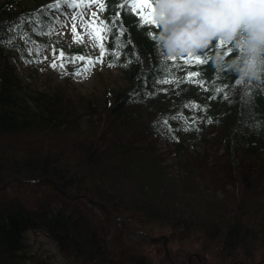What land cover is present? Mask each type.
<instances>
[{
	"label": "trees",
	"instance_id": "16d2710c",
	"mask_svg": "<svg viewBox=\"0 0 264 264\" xmlns=\"http://www.w3.org/2000/svg\"><path fill=\"white\" fill-rule=\"evenodd\" d=\"M59 1L63 0H0V264H57L56 254L43 251L42 257L38 249L31 248L27 232L17 226L16 220L27 213L43 222L36 229L65 264L149 263L139 250L123 243V236L129 234L122 225L111 233L118 227L103 208L86 200L90 208L67 200L55 186L70 196L85 195L105 205L130 229L166 231L169 239L179 243H212L222 260L246 262L264 253V208L252 210L246 204V197L251 196L264 207V92L246 96L239 84L225 88L223 99L211 93L217 96L212 101L199 78L185 83L175 80L189 70H201L211 81L209 87H224L246 73L252 61L256 75L264 81L260 70L264 52L260 44L253 48L250 33L236 40L243 43L244 51L226 54V49L232 51L228 43L235 40L245 17L236 28L222 33L225 46L210 44L204 50L209 63L189 69L182 60L165 61V56L183 57L196 51L193 41L199 37L190 30L180 33L189 22H184V28L167 23V31L150 25L142 28L129 6L131 0H104L109 11L102 17L120 12L125 37L117 35L116 40L127 44L121 48L124 60L134 62L123 67L124 61L112 58L121 82L104 87L99 102L96 94L84 97L71 92L67 82L41 85L14 56L22 50L20 28L39 20L48 23V5ZM153 2L159 11L161 2L168 0ZM149 31L157 36L155 49ZM169 47L184 50L170 54ZM162 70L173 73L168 77L173 83L153 85V74L160 78ZM145 78L151 95L142 86ZM186 104L201 107L185 108ZM178 113L185 120L171 121ZM85 117H96L106 126L102 123L105 127L96 128L88 120L89 127L82 130L79 125ZM199 117L211 122L196 119L191 124ZM165 119L170 120L171 132L163 124ZM159 136L168 145L162 153ZM17 143L25 145L19 148ZM153 152L156 158L146 154ZM160 158L170 165L164 166ZM157 163L172 181L153 178ZM135 171L145 173L135 175ZM11 178L26 182L15 180L3 187ZM15 187L23 192L8 196L7 189ZM152 187L164 196L163 203L142 193ZM219 191L225 193L224 205L215 206L214 193ZM37 230L31 233L36 235Z\"/></svg>",
	"mask_w": 264,
	"mask_h": 264
},
{
	"label": "rangeland",
	"instance_id": "374dc122",
	"mask_svg": "<svg viewBox=\"0 0 264 264\" xmlns=\"http://www.w3.org/2000/svg\"><path fill=\"white\" fill-rule=\"evenodd\" d=\"M102 0H96L95 4H92V7L86 8L85 5L92 3V0H77V3L81 5V9L73 10L68 9L65 12L64 8L61 7L54 13L53 21L51 24V28L49 30L48 36L45 37L46 39H32L30 41H25L24 43L20 44L22 46V50L16 52L14 54L15 57L23 65L25 69V73L33 74L34 78L37 79L41 85L47 86L48 84L57 83V82H67L69 89L71 92L88 97L90 94H96L99 98V102L101 101V93L104 90V87L107 85H113L116 83L121 82L120 74L116 70H112L106 67L105 58L103 63H98L94 68H89L87 71H82L80 75H74V71L78 67H82L87 61H76L75 63H67L65 60L64 68L59 66V61L57 62V67L53 69L50 67L52 63V53L55 50L57 56L59 51L62 49L64 50L66 57L70 56V49L76 48L79 55H84L86 57H98L99 49L97 47V42L94 38L90 36V30H81V20H80V12L84 10L86 16H90L91 12L96 11L97 5ZM179 3H201L205 2V0H177ZM158 12V10H157ZM68 13H74L76 15V20L73 21ZM100 16V14L98 13ZM166 20L170 22L171 25L174 26H183L184 22L192 23L193 29H197L201 27L200 18L194 15H189L185 13L179 20H173L171 13L166 16ZM75 23L77 25V34H73L71 25ZM81 37H83L81 41ZM24 40H22L23 42ZM61 48V49H60ZM29 49L32 50V54L29 55ZM47 56L48 59H44ZM48 79L47 82L45 80ZM37 81V82H38ZM66 84V83H65ZM91 120L93 122V126L96 128L105 127V123L93 117L90 119L89 117L83 118L84 121L79 126L81 129L88 128V123ZM105 125H103V124ZM92 124V123H91ZM96 137V141H97ZM160 138V137H159ZM41 141V139H40ZM158 145V150L162 153L163 151L167 150L168 146L165 142L160 140ZM24 143H17V146L21 148ZM44 147V146H42ZM149 157L156 158L154 152L153 153H146ZM161 159V158H160ZM162 164L170 165V161L167 159H161ZM72 166V165H71ZM155 170L153 171V178H159L161 180H171L168 178V172H162V168H164L161 163H157L155 165ZM165 169V168H164ZM168 171V169H166ZM171 171V170H170ZM172 172V171H171ZM141 173H145L142 171H135V175H139ZM172 181V180H171ZM234 190V189H231ZM23 192V188L20 189L15 187L13 189H7V195L10 197H14L17 194H21ZM229 192V191H228ZM142 193L145 195H150L149 197L152 200L164 202V196L154 187L152 188H144ZM218 200L215 202V206H222L223 203V196L225 193L219 191L218 193H214ZM192 195V194H191ZM187 196V195H185ZM234 197V196H233ZM235 199V198H234ZM78 202L83 207L90 208L85 201L79 199ZM172 203V202H169ZM246 204L249 205L252 210H260L264 208L262 205L256 203V201L251 196L246 197ZM95 211L98 215H102L100 211L95 208ZM104 218V217H103ZM118 228L111 229V233L113 234L116 230L120 229V225L116 224ZM115 226V227H116ZM132 231H143L137 229H131ZM168 230V229H167ZM152 231V230H151ZM145 232L150 233V236H159L165 235L167 236L166 231L163 233L160 232ZM151 238V237H150ZM29 243L33 242L31 248L33 250L38 249V253L45 257L43 251H49L50 254H56V263L57 264H65L61 259V254L51 250L48 245L40 243L42 240L41 236H28ZM37 239V241L35 240ZM175 240V241H174ZM169 239L167 241V254L164 251L162 240L160 241H152L150 239L145 238L139 234H129L123 236V243L130 247L132 250L136 248L139 250V254H143L149 263L147 264H169L168 254L171 261L174 264H199L196 262L195 257L193 255L198 256L200 258V264H232L233 261L230 262L229 260H222L219 256L217 247L213 246L212 243L209 242H201L197 241L196 243H179L176 238ZM37 242V243H35ZM40 245V249L38 246ZM114 248L117 246L114 245ZM135 249V250H136ZM41 257V258H42ZM264 259V253H257L252 259L250 258L249 261L243 262V264H258L261 260ZM234 260V259H233ZM243 260V259H242ZM261 264H264L261 263Z\"/></svg>",
	"mask_w": 264,
	"mask_h": 264
},
{
	"label": "snow or ice",
	"instance_id": "6c2138e0",
	"mask_svg": "<svg viewBox=\"0 0 264 264\" xmlns=\"http://www.w3.org/2000/svg\"><path fill=\"white\" fill-rule=\"evenodd\" d=\"M96 0H92V3L85 5L86 8L92 7V4H95ZM180 4L177 0H168L167 3L160 4V9L157 12L155 4L153 0H131L130 7L132 11L140 18V27H144L146 25L155 26V29L161 31H167V23L166 16L169 11H171L172 19L179 20L185 13L183 11H177L173 5ZM201 4L205 5L204 8L200 9L197 12L188 13L189 15H194L200 18L201 27H198L195 31H193L192 23L180 31L181 35L185 32L191 31L192 34H195L199 37V40L193 41V46L196 51H191L186 54V56H165V61H175L182 60L184 64L189 68H198L202 67L206 63H209L204 57V50L210 44H218L220 46H225V40L222 37V33L225 30H232L236 28V25L240 23L241 19L246 16V14L251 13L253 10L259 9L264 11V4H260L258 0H205V2H201ZM125 5L121 4L120 7L123 8ZM48 7H53V5H48ZM57 9L63 7L65 12L68 9H81V5L76 2V0H64L63 5L57 4L55 5ZM109 11L105 4L100 3L97 5V10L91 12L90 16H86L84 10L80 12V20H81V30H90V36L94 38L97 42V47L99 49L98 57H86L84 55H74L71 57H66L64 50H60L57 56L55 50L52 53V63L50 67L55 69L57 67V62L59 61V66L64 68L65 60L67 63H75L76 61H87L82 67L76 68L74 71V75H80L82 71H87L90 67L94 68L98 63L104 62V57H109L108 66L112 67L113 59L115 62L124 61L122 66L128 67L134 61L131 59L124 60L125 52L121 51V48H126L127 44H120L116 40V36L125 37V33L122 27V17L119 11H116L113 15H110L104 19L98 15L99 12ZM69 17L75 21L76 15L74 13H68ZM163 22V23H162ZM73 34H77V25L73 23L71 25ZM250 32V28L245 21L244 24H241L238 35L235 37V40L230 41L228 43V47H231L232 51H227L226 54L231 56L234 52L239 54L240 51H244L245 47L242 44H237L236 40H240L241 38H246ZM148 35L151 37L153 41V47H156V39L157 36L155 31H149ZM83 37H81L82 41ZM105 41L108 42L106 47ZM219 50V49H214ZM32 54V50L29 49V55ZM44 59H48L47 56ZM188 60H191L192 63L188 64ZM137 63L140 62V57L136 58ZM151 63V62H149ZM159 66V61H156ZM165 68H168L169 65L166 63L164 65ZM261 71H264V67H261ZM173 73L171 71H161L160 78H156V74L152 76V84L153 85H161V84H172L173 79H169L168 77L172 76ZM193 78H199L198 83L204 88V91L209 92L210 95L208 97L209 100L215 101L217 99L216 95H212L211 93H216L220 96V98H224V90L225 88L232 89L234 85L243 84L244 86V95H248L249 93H253L255 95H259L264 92V81H261L260 78L256 75V73H244L237 77V80H234L231 84H227L224 87H215L208 85L211 84V81L207 78L203 77L202 71H187L183 77H176L175 80L178 83L191 82ZM258 84V87L255 88L253 92V86ZM142 86L149 88V94H153L152 88L148 85V78H145L142 81ZM167 91V89H163ZM185 108H193L200 109L199 104H186ZM196 119H209L208 117H199L191 120V124H195ZM171 121L177 120H185L183 113H178L176 115H172L170 117ZM169 119L163 120V124L165 127L169 129L171 132L172 126L170 124ZM185 122H188L187 120ZM191 126V125H190Z\"/></svg>",
	"mask_w": 264,
	"mask_h": 264
},
{
	"label": "clouds",
	"instance_id": "9594fccd",
	"mask_svg": "<svg viewBox=\"0 0 264 264\" xmlns=\"http://www.w3.org/2000/svg\"><path fill=\"white\" fill-rule=\"evenodd\" d=\"M177 9V11H183L187 13L197 12L200 9L204 8L205 5L201 3H180L173 5ZM251 32V40L253 43V48L259 46L260 43L264 42V19H261L257 16L249 25ZM184 49H178L175 47H169L168 51L170 54H176L179 51H183ZM246 73H256V65L254 62L249 61L246 66Z\"/></svg>",
	"mask_w": 264,
	"mask_h": 264
},
{
	"label": "water",
	"instance_id": "95a60500",
	"mask_svg": "<svg viewBox=\"0 0 264 264\" xmlns=\"http://www.w3.org/2000/svg\"><path fill=\"white\" fill-rule=\"evenodd\" d=\"M57 190L62 194V196L67 197V194H66L64 191H62V190H60V189H58V188H57ZM72 199H75V198H72ZM94 203H96V202H94ZM102 207H104V206L102 205ZM104 208H105V207H104ZM107 215L110 216V213L108 212ZM111 218H112V220H118V219L115 218V217H111ZM162 238L165 239V241H166L165 236H162ZM158 239H160V238H156V240H158ZM152 240H155V239H152ZM164 243H165V242H164Z\"/></svg>",
	"mask_w": 264,
	"mask_h": 264
}]
</instances>
